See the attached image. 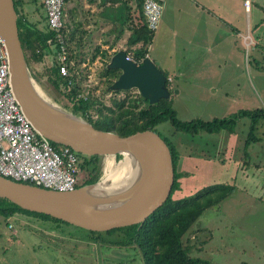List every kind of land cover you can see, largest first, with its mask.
Returning a JSON list of instances; mask_svg holds the SVG:
<instances>
[{"label":"rangeland","instance_id":"rangeland-1","mask_svg":"<svg viewBox=\"0 0 264 264\" xmlns=\"http://www.w3.org/2000/svg\"><path fill=\"white\" fill-rule=\"evenodd\" d=\"M254 2L251 25L249 24L251 27L247 21L245 34H250V29L255 40L261 35L259 45L251 44L248 47L243 38H239L237 43L241 45V53L237 52V56H241V60H235L234 56L227 57L228 61L219 63L221 69L218 72H207L205 65L198 71L199 77L195 81L192 79V71L185 74L180 71L182 62L179 58L182 55L179 53L178 40L172 30L167 28L162 32L160 24L148 53L161 70L171 73L176 69V77L169 79L170 99L181 120L212 121L230 117L242 110L264 109V0ZM40 5V1L26 0L24 6L17 5V9L37 29L45 31L42 20V17L45 18V10ZM163 15L169 21L175 16L170 9L165 13L164 8ZM20 30L23 35L25 31L22 26ZM85 31L86 36L78 48L77 60L73 58L74 63L81 58L88 62L102 40L100 30ZM249 41L248 37L247 43ZM49 48V55L38 65V72L35 70V62L32 61L30 65L31 70L40 75L56 61L55 46ZM25 54L28 56L29 50ZM97 60L99 62L94 66L95 69L89 68L87 63L83 68L80 66L82 62L76 65V72L80 73L76 76L77 80L84 79L83 83L89 85L86 86L89 93L99 95L109 107H114V98L121 100L128 95L140 94L136 88L118 92L111 90L106 77L102 76L106 61L102 56ZM164 63L168 69H162ZM88 72L94 73L92 78H87ZM208 73L213 77L206 76ZM43 74L38 82L44 91L55 100L61 97L60 104L66 103L63 94H59ZM211 85L215 87L212 89ZM92 114L94 119L98 118L96 112ZM249 126L250 120L247 117L238 121L233 133L227 129L220 133L200 131L197 134L176 131L169 121L157 126L158 132L173 144L179 156L177 171L182 176L179 179L180 189L173 195L175 199L192 195L202 187L214 183L231 184L235 187L234 192L219 205L207 209L184 236V244L191 248L192 256L213 264H264V122L258 131L262 141L251 144L246 152L249 156L246 157L245 141ZM106 158L103 156L102 159L103 180L107 177ZM81 176L83 184V170ZM10 222L14 224L13 230L6 227V219L0 214V264H144L140 252L133 246H101L86 238V232L73 225L63 224L59 229L50 222L23 214H15ZM117 239L123 238H107L111 241Z\"/></svg>","mask_w":264,"mask_h":264},{"label":"water","instance_id":"water-1","mask_svg":"<svg viewBox=\"0 0 264 264\" xmlns=\"http://www.w3.org/2000/svg\"><path fill=\"white\" fill-rule=\"evenodd\" d=\"M0 33L10 60L14 93L35 129L60 145H67L87 156L129 154L136 174L119 196L100 193L95 187L101 178L73 191L60 192L0 175V198L23 209L43 213L73 226L101 234L136 233L147 218L171 197L176 168L172 149L154 129L127 136L96 128L49 96L31 70L25 54L14 0H0ZM120 49L109 60L108 68L120 70L111 90L138 89L151 104L169 99L168 77L146 56L128 59ZM121 160V159H120Z\"/></svg>","mask_w":264,"mask_h":264},{"label":"trees","instance_id":"trees-1","mask_svg":"<svg viewBox=\"0 0 264 264\" xmlns=\"http://www.w3.org/2000/svg\"><path fill=\"white\" fill-rule=\"evenodd\" d=\"M14 1L17 12V5L24 6L26 3V0ZM78 1L79 0H65V25L62 29L69 53V70L74 74L77 73L76 67L78 65L73 64L72 60L73 58L77 60V53L79 52L75 53L73 51L72 44H75V46L79 48L83 44V40L86 36L80 14L74 11V4L78 3ZM137 3V8H134L130 0L124 1V10H128L129 14L128 16L125 13L123 14L120 34H123L126 29L131 32L128 38L127 44L129 48L127 52H130L133 45L140 42L142 43V46L129 54L135 60H141L147 56L149 52L148 45L153 42L156 30H151L148 27L147 17L144 12V0H137ZM40 6L44 9L43 4ZM125 6L128 8L126 9ZM44 16L47 23L45 31H40L33 23L25 18L23 22L19 21L18 18L19 32L24 51L29 50L30 52L28 56L26 55L29 66L32 61L33 63H38L43 57L49 55L48 50L50 46H55L56 54L59 50V43L56 40L55 31L49 27L46 12ZM22 17L24 16L22 15ZM21 26L25 31L23 34L24 36L21 35ZM51 38L53 39V43L49 44L48 40ZM262 53L264 54V47ZM50 55H53L52 52H50ZM99 55L108 60L111 56L107 51H102L100 54L95 53L91 61L94 62ZM79 62H81V60L77 61V63ZM108 63L109 61L105 62V69L102 76L106 77L108 87L110 88L113 82L119 77L120 70L108 68ZM59 68L60 66L56 60L49 69L45 70L43 76H46L47 81L59 92V94H63L66 100V103H63L64 107L72 110V112L77 115H82L98 129L113 131L121 136H127L137 131H144L147 129H154L158 132L157 126L169 121L176 131L197 134L200 131L220 133L222 130L227 129L229 132L233 133L238 121L241 118L247 117L250 120V126L245 141V156H249L246 152L251 144L262 141V137L259 136L258 131L259 127L262 126L264 122L263 108L242 110L230 117L223 119L216 118L212 121H205L202 119L183 121L178 117L177 111L173 108L170 98L161 99L159 102L151 104L140 94L128 95L121 100L114 98V107H109L102 102L99 95L97 96L94 93H89L87 99L79 97L80 94L85 93L84 91H89L83 83L84 79L77 81L73 87L67 83L62 87L63 80L59 75ZM163 72L169 78L168 73L165 71ZM39 75L38 73V75L35 76L37 80L38 78L41 79V75ZM76 76L77 75H74V78L77 79ZM167 86L170 89L169 79L167 81ZM118 91L119 90H115L114 92ZM59 99L57 97L56 101L60 102ZM93 112L97 113V119L92 117ZM167 142L172 149L175 162V185L168 201L147 218L139 231L125 235H108L91 232L79 227L77 228L86 232V238L93 242L100 243L101 246H106L107 244L120 247L133 246L135 250L140 252V258L144 264H213L208 260L192 256L190 254L191 248L184 244V236L207 209L219 205L225 198L234 192L235 187L231 184L214 183L202 187L192 195L175 199L173 195L176 190L180 189L179 179L182 174L177 171L178 152L170 141L167 140ZM53 144L58 145L55 142H53ZM80 156L82 158L81 167L85 172V178L81 185L97 182L102 176L103 156H87L82 154H80ZM122 157L121 154H117L116 156L118 160ZM27 183L36 185L34 182ZM0 214L6 219V227H9L11 223L10 218L15 214L28 215L43 220L44 222H50L54 227L59 229L63 227V224L71 225L43 213L23 209L11 201L2 198H0ZM108 236H117L123 239L111 241L107 240Z\"/></svg>","mask_w":264,"mask_h":264},{"label":"crops","instance_id":"crops-1","mask_svg":"<svg viewBox=\"0 0 264 264\" xmlns=\"http://www.w3.org/2000/svg\"><path fill=\"white\" fill-rule=\"evenodd\" d=\"M124 1L125 0H79L78 3L74 4V11L80 14L83 28L90 29V31H92V29L101 31L100 37L102 40L97 45L94 54L107 51L108 54L112 56L120 49L127 51L129 48L127 43L131 32L126 29L123 34H120L123 14L125 13L127 16L129 14L128 10H124ZM130 1L132 7L137 8V0ZM245 1L246 0L166 1L164 12L166 13V11L170 9L174 12L175 16L172 17L171 21L167 19L166 15L165 17H163L164 15L162 16V23H160L162 27L161 31L163 32L167 28L168 30H172L174 36L178 40L180 46L179 53L182 55V58H179L182 62V70H180L182 74L192 71V79L195 81L196 77H199L198 71L200 68L203 69L205 65L207 72L213 70L218 72L221 69L219 63L221 61H228L227 57L234 56L235 60H237V58L241 60V56H237V52L241 53V45L237 43L239 38H243V41L247 45V39L245 38L249 35L254 42L253 45H259V40L262 39L261 35H258L256 38L258 40H255L251 36L250 29V34H245L247 30V21L248 25H251L253 3H255L254 0H249L250 6L247 7ZM125 8L127 9L128 7L125 6ZM260 19L261 18H259V20ZM156 36L157 34L155 38ZM152 43L148 45L149 52ZM140 46H142L141 42L133 45L128 54H131L133 52L132 50L135 51ZM72 47L73 51L77 53L78 47L75 45H72ZM147 55L155 62L149 53ZM99 56H97L94 62H92L91 59H88V62H86V59L81 58V65L74 63V59L72 63L80 65L82 68L85 67L87 63L89 64V68L95 69L94 66L99 62L97 60ZM109 60L105 58V61ZM41 62H35V64H37L35 68L36 71L40 70L38 65H40ZM166 63H164V68L162 69H165V67L168 69ZM35 70L32 71L34 75L37 76L38 71L36 72ZM163 71L168 73L169 79L175 78L177 75L175 72L176 69L171 73L168 70ZM42 74L43 73H41V75ZM77 74L80 73L78 71L76 74L72 73V75ZM87 74V78H92V74L94 73L88 72ZM206 76L213 77V75L209 73L206 74ZM214 87V85H211L212 89Z\"/></svg>","mask_w":264,"mask_h":264},{"label":"built area","instance_id":"built-area-1","mask_svg":"<svg viewBox=\"0 0 264 264\" xmlns=\"http://www.w3.org/2000/svg\"><path fill=\"white\" fill-rule=\"evenodd\" d=\"M43 4L50 29L55 31L59 43L57 60L59 75L71 87L78 81L69 70V53L62 29L65 25V0H37ZM167 0H144V12L148 27L157 30L163 16ZM245 5L250 6L246 0ZM250 39L248 47L254 44ZM49 44L53 39L48 40ZM132 59L128 55V59ZM85 86H89L85 84ZM79 97L87 99L89 91ZM82 158L67 145H55L38 132L23 111L12 88L10 60L7 46L0 33V175L21 182H34L36 185L60 192L75 190L81 185ZM14 229V224H9Z\"/></svg>","mask_w":264,"mask_h":264},{"label":"bare ground","instance_id":"bare-ground-1","mask_svg":"<svg viewBox=\"0 0 264 264\" xmlns=\"http://www.w3.org/2000/svg\"><path fill=\"white\" fill-rule=\"evenodd\" d=\"M124 160L118 161L114 156L106 158V179L96 185V189L100 193H112L116 196L121 195L126 191V187L131 184L132 179L136 174L135 162L125 154Z\"/></svg>","mask_w":264,"mask_h":264},{"label":"flooded vegetation","instance_id":"flooded-vegetation-1","mask_svg":"<svg viewBox=\"0 0 264 264\" xmlns=\"http://www.w3.org/2000/svg\"><path fill=\"white\" fill-rule=\"evenodd\" d=\"M18 18H19V21H24V17H22V13L20 11H18ZM42 20H43V25H44V28L47 26V23L45 21V18L42 17Z\"/></svg>","mask_w":264,"mask_h":264}]
</instances>
